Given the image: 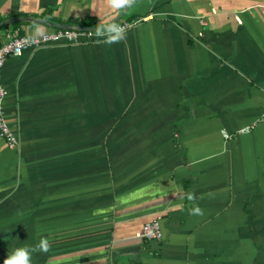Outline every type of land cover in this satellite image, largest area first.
Segmentation results:
<instances>
[{
	"label": "crops",
	"instance_id": "0c3cea01",
	"mask_svg": "<svg viewBox=\"0 0 264 264\" xmlns=\"http://www.w3.org/2000/svg\"><path fill=\"white\" fill-rule=\"evenodd\" d=\"M52 21L136 22L0 67V264H264V0H0V42Z\"/></svg>",
	"mask_w": 264,
	"mask_h": 264
},
{
	"label": "built area",
	"instance_id": "2783aa9c",
	"mask_svg": "<svg viewBox=\"0 0 264 264\" xmlns=\"http://www.w3.org/2000/svg\"><path fill=\"white\" fill-rule=\"evenodd\" d=\"M146 17L147 16H144L143 18ZM135 22L136 21H121L116 25L127 29L135 24ZM94 33L98 34L97 29H83L81 28V25L76 22L68 23L66 26L62 27L56 26L53 27V29L34 35L20 34L14 27H7L3 31L2 40L0 42V67L6 62L9 55L21 54L25 48L30 46L38 47L62 39L75 41L81 35ZM4 95L5 89L0 83V134L7 139L10 147H16L18 146L20 139L5 117L3 107ZM245 130H248V128H243L241 131ZM225 135L229 136V133L225 132ZM136 235L149 240L161 239L163 237L161 218L155 217L147 220Z\"/></svg>",
	"mask_w": 264,
	"mask_h": 264
},
{
	"label": "clouds",
	"instance_id": "9594fccd",
	"mask_svg": "<svg viewBox=\"0 0 264 264\" xmlns=\"http://www.w3.org/2000/svg\"><path fill=\"white\" fill-rule=\"evenodd\" d=\"M114 9H119L130 5L133 0H108ZM125 29L116 24H108L97 29L98 35L104 37V42L108 44L119 43L125 38ZM194 214H202L199 208L194 209ZM50 248L47 239L42 238L36 247L15 248L8 253L3 264H31V254L36 251L48 252Z\"/></svg>",
	"mask_w": 264,
	"mask_h": 264
},
{
	"label": "water",
	"instance_id": "95a60500",
	"mask_svg": "<svg viewBox=\"0 0 264 264\" xmlns=\"http://www.w3.org/2000/svg\"><path fill=\"white\" fill-rule=\"evenodd\" d=\"M28 18L30 19V17H28ZM36 19H38V18H36ZM51 24L54 25V26H60V27L67 25L65 23H58V22H54V21H52ZM101 27H102L101 25H96V26H85V25H82L81 26V28H83V29H100Z\"/></svg>",
	"mask_w": 264,
	"mask_h": 264
}]
</instances>
